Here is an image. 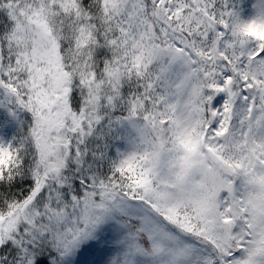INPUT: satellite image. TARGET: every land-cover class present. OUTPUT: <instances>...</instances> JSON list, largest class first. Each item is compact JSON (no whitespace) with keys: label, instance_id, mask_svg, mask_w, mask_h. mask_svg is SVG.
I'll use <instances>...</instances> for the list:
<instances>
[{"label":"snow or ice","instance_id":"1","mask_svg":"<svg viewBox=\"0 0 264 264\" xmlns=\"http://www.w3.org/2000/svg\"><path fill=\"white\" fill-rule=\"evenodd\" d=\"M0 264H264V0H0Z\"/></svg>","mask_w":264,"mask_h":264}]
</instances>
